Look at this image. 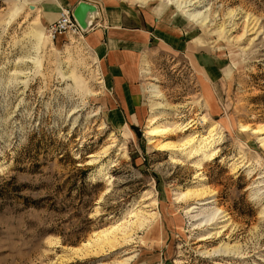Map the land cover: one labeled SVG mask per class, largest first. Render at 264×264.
Wrapping results in <instances>:
<instances>
[{"label": "rangeland", "instance_id": "obj_1", "mask_svg": "<svg viewBox=\"0 0 264 264\" xmlns=\"http://www.w3.org/2000/svg\"><path fill=\"white\" fill-rule=\"evenodd\" d=\"M119 1L164 4L184 31L181 48L140 53L136 122L117 114L86 32L50 42L27 0H0V264H264V132L240 130L264 126V0H186L204 24L176 0ZM152 118L170 133L150 139ZM211 126L216 155L191 154ZM136 213L154 217L131 232ZM117 222L123 244L71 252Z\"/></svg>", "mask_w": 264, "mask_h": 264}, {"label": "crops", "instance_id": "obj_2", "mask_svg": "<svg viewBox=\"0 0 264 264\" xmlns=\"http://www.w3.org/2000/svg\"><path fill=\"white\" fill-rule=\"evenodd\" d=\"M27 1L34 6L39 22L45 27L56 18L60 8L71 9L77 0ZM85 1L95 4L98 10V17L84 32L111 93L112 105L122 121L136 122L143 93L138 67L140 53L154 39L175 43L176 48H181L184 31L182 28L166 26L160 18L164 4L154 6L153 10L157 14L126 6L119 0ZM196 41L201 42L199 39ZM113 118L118 120L116 115Z\"/></svg>", "mask_w": 264, "mask_h": 264}, {"label": "bare ground", "instance_id": "obj_3", "mask_svg": "<svg viewBox=\"0 0 264 264\" xmlns=\"http://www.w3.org/2000/svg\"><path fill=\"white\" fill-rule=\"evenodd\" d=\"M173 3L177 7V9H179L180 11H183L185 13V15L188 17L189 20L196 21V22H198V24H204L206 22L205 17L202 16L201 12H195V11H191L189 9L188 6L192 5L190 3V1L176 0V1H173ZM30 10H35V8L30 9ZM46 37L51 42V40L47 34H46ZM154 92H155V90H154ZM149 122L150 123H149V127L147 130V134H148L150 139H152L155 136L161 137V135L167 134L168 132L170 133V128H169L167 122L158 123L155 118L150 119ZM240 130L245 131V132H246V130H248L251 133H254V134L257 133L258 134V133L264 132V126L258 128V129H254V130L249 129V127H247V126H241ZM218 138H219V133H217L214 130V126H211L210 130L208 132V136L199 140L198 144L195 146L194 152L191 154L202 152L203 155L206 157H209V158L214 157L216 155V151L211 152V148H212L214 142L217 141ZM193 139H194L193 137L188 138L186 141H184V144H182L181 147H187V146L191 147L192 146V148H193V142H194ZM260 142H261V145L264 149V137L260 139ZM160 147L161 148H171V149L172 148H180V146L174 145V144H164V145H161ZM91 157H93V155H90L88 158H91ZM171 161H172V163L178 164V161L175 160L174 158H172ZM207 190H208L207 187H205V185L203 184L202 188L200 189L199 192H196V193H191V191L190 192L189 191L183 192L177 198L178 199H180V197H181V199L187 198V197H191V195H195V197H198V198H203L207 194V192H208ZM204 204H209V202L204 201V202H202L201 205H204ZM195 208L196 207H190V208H188L187 212H192L193 209H195ZM220 214H222V212L218 209H215L213 212H211V215L207 219H205L204 221H201L198 225H201L202 222L207 223V224L209 222H212L213 224H214V222L217 223V221H218L217 219L220 216ZM134 215H135V220L132 222L131 221L128 222L133 227L132 229L130 228L131 232H133L135 229L143 228L151 220V218L154 217V215H152V214L144 216V215H137V213H136ZM196 217H198V215H196ZM193 218H195V217H193ZM124 223L117 222L105 230H102L100 232L98 231L99 233H94L93 235H91V237L88 240H86V242L82 243L78 248H70L71 252L76 256H83V255H87L88 253H90L92 251L94 253H98L99 251L102 252L103 249H105V247H108L110 249V248H115L118 245L123 244L124 242L127 241L128 237L130 235L127 232L128 229L124 226ZM206 239H207V237H203V238H200L199 240L205 241Z\"/></svg>", "mask_w": 264, "mask_h": 264}, {"label": "built area", "instance_id": "obj_4", "mask_svg": "<svg viewBox=\"0 0 264 264\" xmlns=\"http://www.w3.org/2000/svg\"><path fill=\"white\" fill-rule=\"evenodd\" d=\"M70 11L66 7L60 8L56 18L44 27L51 41L65 33L76 36L80 34L81 30L72 19Z\"/></svg>", "mask_w": 264, "mask_h": 264}, {"label": "water", "instance_id": "obj_5", "mask_svg": "<svg viewBox=\"0 0 264 264\" xmlns=\"http://www.w3.org/2000/svg\"><path fill=\"white\" fill-rule=\"evenodd\" d=\"M28 8L33 9L34 6L30 4ZM70 14L79 29L84 32L98 17V10L96 5L91 2L77 0L71 8Z\"/></svg>", "mask_w": 264, "mask_h": 264}]
</instances>
